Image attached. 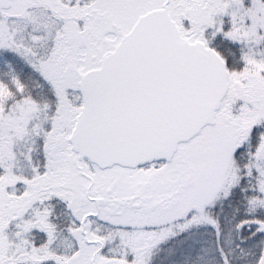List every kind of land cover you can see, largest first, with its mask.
Here are the masks:
<instances>
[{
    "label": "snow or ice",
    "instance_id": "6c2138e0",
    "mask_svg": "<svg viewBox=\"0 0 264 264\" xmlns=\"http://www.w3.org/2000/svg\"><path fill=\"white\" fill-rule=\"evenodd\" d=\"M0 264H264V0H0Z\"/></svg>",
    "mask_w": 264,
    "mask_h": 264
}]
</instances>
